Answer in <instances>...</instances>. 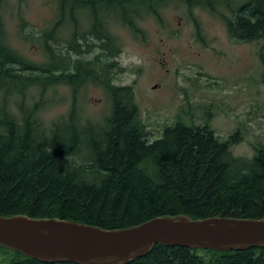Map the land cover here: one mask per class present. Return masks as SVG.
Wrapping results in <instances>:
<instances>
[{"label": "trees", "instance_id": "obj_1", "mask_svg": "<svg viewBox=\"0 0 264 264\" xmlns=\"http://www.w3.org/2000/svg\"><path fill=\"white\" fill-rule=\"evenodd\" d=\"M167 1L54 0L55 19L38 35L46 58L41 64L5 46L0 17V216L56 218L106 230L161 216L264 218V146L256 147L251 159L236 158L230 147L241 141L240 131L221 141L208 121L187 125L178 120L150 141L133 88L114 86V64L100 61L114 60L121 51L118 39L103 28L105 21L137 32L134 20L158 18ZM177 1L188 10L218 13L238 43L264 41V0ZM79 16L90 21L80 34ZM64 26L70 27L69 38L62 40ZM87 36L100 54L72 61L71 54L83 53L78 42ZM258 58L264 66L262 52ZM89 84L109 99L101 122L84 121L77 111L76 94ZM59 85L70 88L72 104L65 117L44 124L38 117L46 104L44 92ZM30 87L40 94L26 106ZM12 95L20 98L18 117L5 109ZM0 254L2 264H48L1 246ZM128 264H264V247L217 252L156 244Z\"/></svg>", "mask_w": 264, "mask_h": 264}, {"label": "rangeland", "instance_id": "obj_2", "mask_svg": "<svg viewBox=\"0 0 264 264\" xmlns=\"http://www.w3.org/2000/svg\"><path fill=\"white\" fill-rule=\"evenodd\" d=\"M157 12L158 18L146 15L136 21L137 32L117 21L108 23V32L121 47L116 59L100 60L114 64L112 84L133 88L150 141L178 120L187 125L208 121L221 141L239 130L241 141L230 151L236 158L251 159L255 148L264 146V66L258 58L264 54V41L238 43L219 16L188 10L177 0L167 1ZM55 16L54 0H0L5 45L25 61L44 63L38 35L50 28ZM88 27L84 20L82 28ZM68 28H62V40L69 38ZM61 43L64 47L66 42ZM99 54L88 47L86 53L70 57L91 61ZM39 94V88H28L25 105H32ZM43 98L46 104L38 117L44 124L65 117L72 104L71 90L64 85L46 90ZM19 102L12 95L5 109L18 117ZM76 104L84 121L101 122L110 108L105 91L92 85L77 92ZM4 258L0 254L1 264Z\"/></svg>", "mask_w": 264, "mask_h": 264}, {"label": "water", "instance_id": "obj_3", "mask_svg": "<svg viewBox=\"0 0 264 264\" xmlns=\"http://www.w3.org/2000/svg\"><path fill=\"white\" fill-rule=\"evenodd\" d=\"M217 252L264 247V218L161 216L106 230L56 218L0 216V246L48 264H128L152 246Z\"/></svg>", "mask_w": 264, "mask_h": 264}, {"label": "flooded vegetation", "instance_id": "obj_4", "mask_svg": "<svg viewBox=\"0 0 264 264\" xmlns=\"http://www.w3.org/2000/svg\"><path fill=\"white\" fill-rule=\"evenodd\" d=\"M199 9V8H198ZM201 9V8H200ZM221 11L222 10H224V7H220L219 8ZM205 12H207V13H209V14H211V15H216V16H219V14L217 13H213V12H211V11H209V10H206V9H203ZM217 12V11H216ZM220 17V16H219ZM140 19H142V18H138V19H136V20H134V24H133V26H134V28L135 29H137L136 28V26H135V22L136 21H138V20H140ZM87 20V19H86ZM84 21V16H79L78 18H77V22H78V27H79V34L81 33V30L82 31H84V29L82 28V22ZM88 21V20H87ZM88 23L90 24V21H88ZM223 24H224V22H223ZM224 26H225V24H224ZM89 28H90V26H89ZM103 28L104 29H106L107 28V26H106V21H105V27H104V25H103ZM87 30V29H86ZM107 30V29H106ZM108 31V30H107ZM4 37H5V32H3L2 33V35H1V38L3 39V43H4ZM95 42V40L94 39H92V37H90V36H87V40L86 41H83V40H79V44H81V46H83V49H84V51H83V53H86L87 52V49H88V47L89 46H91V48H94V45L93 44H91V42ZM2 42H0V43H2ZM5 44V43H4ZM6 46V45H5ZM11 52H13L14 54H16V55H18L17 53H15L14 51H12L9 47H7ZM82 53V54H83ZM78 56H80V55H78ZM78 60V59H77ZM15 69V68H14ZM90 85V84H89ZM88 86V85H87ZM87 86H85V87H87ZM93 86V85H92ZM85 87H83V88H85ZM82 89V88H81ZM10 261H12V260H10ZM0 264H1V261H0ZM7 264H9V263H7ZM11 264H16L14 261L11 263Z\"/></svg>", "mask_w": 264, "mask_h": 264}]
</instances>
